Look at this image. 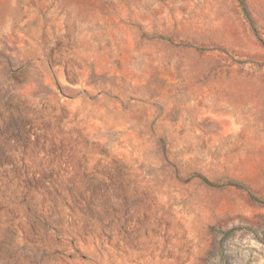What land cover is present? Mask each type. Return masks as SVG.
I'll use <instances>...</instances> for the list:
<instances>
[{"label":"rangeland","instance_id":"obj_1","mask_svg":"<svg viewBox=\"0 0 264 264\" xmlns=\"http://www.w3.org/2000/svg\"><path fill=\"white\" fill-rule=\"evenodd\" d=\"M0 264H264V0H0Z\"/></svg>","mask_w":264,"mask_h":264}]
</instances>
